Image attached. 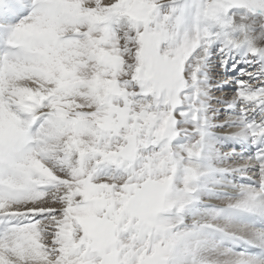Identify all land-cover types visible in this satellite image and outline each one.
<instances>
[{
    "label": "snow or ice",
    "instance_id": "6c2138e0",
    "mask_svg": "<svg viewBox=\"0 0 264 264\" xmlns=\"http://www.w3.org/2000/svg\"><path fill=\"white\" fill-rule=\"evenodd\" d=\"M0 264H264V0H0Z\"/></svg>",
    "mask_w": 264,
    "mask_h": 264
}]
</instances>
